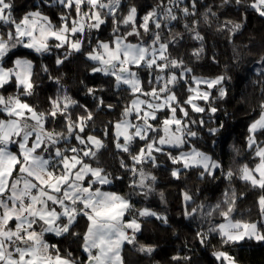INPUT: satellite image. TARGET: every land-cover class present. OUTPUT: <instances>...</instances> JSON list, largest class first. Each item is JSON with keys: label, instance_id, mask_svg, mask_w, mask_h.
<instances>
[{"label": "snow or ice", "instance_id": "snow-or-ice-1", "mask_svg": "<svg viewBox=\"0 0 264 264\" xmlns=\"http://www.w3.org/2000/svg\"><path fill=\"white\" fill-rule=\"evenodd\" d=\"M233 2L264 17V0H223L224 5ZM197 3L157 0L141 16L127 0H39L17 16L14 0H0V264H124L122 249L136 242L139 218L155 217L168 223L166 216L138 209L131 199L132 195L146 198L153 190L157 178L145 166L160 167V156L175 166L170 174L177 179L198 170L201 179L214 181L219 173L228 181L229 187L215 204L202 202L193 207L194 196L183 193L182 215L208 223L206 230L198 227L196 231L200 245L208 247L211 238H218L221 247L211 253L217 264H236L224 250L227 247L264 242V103L247 128L245 148L250 162L235 171H225L218 160L194 144L206 121L191 114L217 112L211 90L216 88L224 97L225 77L194 75L183 58H174L169 51L181 43L183 34L175 32L168 38L164 33H173L176 24L192 18L191 23H183V29L190 39L200 42L192 52L199 59L204 37L195 19ZM46 10L55 12V21ZM211 16L216 13L208 8L204 22ZM109 22L110 31L104 37ZM241 27L225 21L218 30L235 34ZM19 49L27 55L18 54ZM52 55L58 68L81 55L91 63L92 74L108 78L113 96L127 98L119 119L109 121L102 132L95 131L89 105L73 99L47 64L40 62L38 73L34 59L28 58ZM9 62L11 67L6 66ZM45 78L56 88L41 110L30 98L37 95ZM9 87L14 91L5 94ZM105 91L103 86H86L85 95L97 110L112 111L117 105L98 95ZM223 127H209L207 132L216 137ZM109 137L121 156L120 168L132 178L127 195L106 188L124 179L107 171L101 159L110 151L105 142ZM234 179L259 192L255 220L236 218L237 201L245 193L238 196L231 188ZM80 219L86 222L82 234L74 231ZM47 234L81 241L86 260L67 250L62 253L49 243ZM154 250L145 245L138 248L147 255ZM171 259L173 264H182L190 257Z\"/></svg>", "mask_w": 264, "mask_h": 264}, {"label": "trees", "instance_id": "trees-1", "mask_svg": "<svg viewBox=\"0 0 264 264\" xmlns=\"http://www.w3.org/2000/svg\"><path fill=\"white\" fill-rule=\"evenodd\" d=\"M38 2L39 0H14V14L20 16ZM156 2L157 0H127V3L137 7L141 16ZM185 2L187 3L188 0ZM244 2L249 3L250 0ZM205 5L208 7L206 8ZM208 8H211L216 16H211L209 22L205 23L204 15ZM46 11H49L55 21V12ZM123 11L126 12V7ZM195 19L200 21L197 28L204 37V51L199 59L192 56V52L201 46L200 42L190 39L189 34L183 29V23H191L192 18L176 24L173 33L165 31L164 35L171 38L175 32L183 34L181 43L174 45L169 51L174 58L177 56L183 58L187 66L193 69L194 75L207 79L225 77L221 85L226 93L224 97L219 96L216 88L211 90L212 103L217 108V112L191 114L194 119L203 118L206 121V127L200 130L199 139L194 141V144L218 160L225 171L229 169L235 171L241 164L250 162L251 157L245 148L247 128L254 118H258L260 105L264 103V17L251 8L245 11L234 2L231 5H224L223 0H198ZM225 21L240 23L242 27L235 34L227 30H218ZM109 31L110 22L109 27L104 29L103 36L106 37ZM18 54L27 55L24 49H19ZM28 58L34 59L36 65L34 70L38 73L39 63L47 64L51 75L60 78L73 99L89 105L94 112L95 131L102 132L109 121L119 119L121 106L127 102L126 96L124 94L120 97L113 96L108 78L101 74H92L91 63L83 56L71 57L59 68L55 65L54 55L38 59L32 56ZM6 66L11 67V63ZM86 86L94 88L103 86L106 91L98 95L103 96L106 102L116 104L117 107L112 111L97 110L92 98L85 95ZM55 88L56 86L45 78L42 87L37 89V95L30 98V102L37 104L41 110L45 109L47 97L54 94ZM13 91L14 88L9 87L5 94ZM178 96L181 100L185 98L182 92L178 93ZM118 100L119 104H117ZM200 103L203 105V102ZM220 124L224 125L221 132L216 137L210 136L207 128L217 127ZM196 127L193 126V130H196ZM213 140L216 143H213ZM105 142L108 143L110 151H105L101 157L104 166L114 176L124 177L123 180H114V183L106 188L127 195L132 191L128 187L132 178L120 168L121 156L112 148L111 138L109 137ZM159 162L158 168L145 166V171L157 178L152 184L153 190L146 198L142 195H132L131 199L138 209L149 208L159 215L166 216L168 223L165 224L155 217L139 218L141 230L136 234V242L132 245L125 244L122 249L124 264H173L171 257L174 255L190 257V260L182 264H217L211 253L221 247L218 238H211L208 247L200 245L196 239V231L198 227L206 230L208 223H202L199 218L188 219L182 215L186 207L183 193L187 191L194 196L193 207L202 202L215 204L222 198L225 188L229 187L228 181H225L219 173L214 181L211 178L201 179L198 170L188 171L177 179L170 174L171 168L175 167L170 161L160 156ZM231 188L238 196L245 193L244 198L237 201L236 218L255 220L258 212L255 201L259 192L249 190L248 186L239 179L232 181ZM85 228V220L80 219L74 231L82 234ZM46 239L49 243L56 244L62 253L67 250L78 259L86 260V254L80 247L81 241L71 236L64 238L54 235H47ZM141 245L151 246L155 250L151 255H147L138 251ZM224 250L235 258L237 264H264V242L248 241Z\"/></svg>", "mask_w": 264, "mask_h": 264}, {"label": "crops", "instance_id": "crops-1", "mask_svg": "<svg viewBox=\"0 0 264 264\" xmlns=\"http://www.w3.org/2000/svg\"><path fill=\"white\" fill-rule=\"evenodd\" d=\"M47 235H53V234H47ZM47 235H46V236H47Z\"/></svg>", "mask_w": 264, "mask_h": 264}, {"label": "rangeland", "instance_id": "rangeland-1", "mask_svg": "<svg viewBox=\"0 0 264 264\" xmlns=\"http://www.w3.org/2000/svg\"><path fill=\"white\" fill-rule=\"evenodd\" d=\"M209 154V153H208ZM210 155V154H209ZM237 264V263H236Z\"/></svg>", "mask_w": 264, "mask_h": 264}]
</instances>
